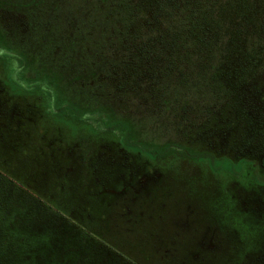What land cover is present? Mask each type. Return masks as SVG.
Instances as JSON below:
<instances>
[{
  "label": "rangeland",
  "instance_id": "obj_1",
  "mask_svg": "<svg viewBox=\"0 0 264 264\" xmlns=\"http://www.w3.org/2000/svg\"><path fill=\"white\" fill-rule=\"evenodd\" d=\"M185 5L188 18L182 27L165 26L172 16L156 9V3L135 11L134 26L120 34L122 42L132 34L137 41L133 57L141 65L136 64L135 79L122 86L115 78L126 77L127 70L118 76L110 71L104 91L99 78L93 90L71 85V91L89 103L94 101L91 91L99 99L110 97L122 115L139 125L141 137L181 141L213 156L242 159L233 175L170 156L155 164L123 147L113 133L65 121L56 113L61 105L48 109L40 93L11 89L5 80L10 64L0 61V171L77 223H100L103 237L112 240L101 242L91 261L88 247L57 237L65 244L63 252H88L86 264H264V77L255 71L263 46L264 0H186ZM252 5L255 23L248 12ZM208 22L211 29L203 27ZM168 36L174 40L167 44ZM115 37L109 31L104 37L111 39L102 50L110 67L125 44ZM178 37L184 41L182 53ZM195 37L202 41L189 43ZM59 40L66 44L68 39ZM67 55L55 58L52 68ZM30 59L41 67L50 62L41 56ZM169 72L192 91L180 89L173 99L163 90L180 81H158L163 88L154 90L155 83L143 82L154 79L153 73L165 78ZM185 97L188 103L181 101Z\"/></svg>",
  "mask_w": 264,
  "mask_h": 264
},
{
  "label": "trees",
  "instance_id": "obj_2",
  "mask_svg": "<svg viewBox=\"0 0 264 264\" xmlns=\"http://www.w3.org/2000/svg\"><path fill=\"white\" fill-rule=\"evenodd\" d=\"M155 3L156 9L164 8L167 14L169 12L172 16L170 23L163 21L165 26L173 24L182 27L187 22L188 12H184L188 8V5H185L186 0H0V61L3 65L10 64L5 77L6 82L11 89L17 91L40 93L48 109H51L52 103L55 106L61 105L62 108L56 113L58 116L66 117L65 121L69 122L68 119H72L87 124L91 131L104 129L107 133L115 134L126 148L139 150L160 159L166 154L177 153L190 157L191 153L197 152L193 148L181 146L177 141H169V139L154 141L152 135L149 138L141 137L139 125L130 117L122 115L116 102L110 97L104 96L99 99L91 91L93 95L91 99L94 101L89 103L81 99V94L78 92L72 94L71 91V85L75 88L82 87L83 90L88 86L87 89L93 90L98 84V78L99 84L102 85L98 87L104 91L108 83L106 75L110 71L111 74L115 72L118 76L119 71L127 70L126 77L115 78L122 86L135 79L139 72L137 65H141V62L136 63L138 58L133 57L137 41H132L134 40L132 34L131 38H127L126 43L122 42L120 34L123 35L127 27L134 26L138 16L135 11L142 12L141 10L154 7ZM182 12L185 13L184 16L174 20V17ZM248 12L253 16L252 21L255 23L256 14L253 5ZM244 20L250 22L249 18ZM212 25V22H208L203 27L211 29ZM208 29L206 31L210 33L212 39L214 34ZM108 31L116 36V42L125 43L122 44L124 49L116 53L118 57L114 67L108 65V58L102 54L106 42L111 40L104 39ZM56 37L58 40L59 38L68 40L63 44L61 40L55 41ZM169 40L172 42L174 39L168 36L164 41L168 44ZM179 40L181 42L179 51H181L184 41L180 38ZM246 40H249L248 36ZM262 40L260 44L263 46L256 53L261 61L255 71L256 75L264 77V38ZM190 41L191 44H197L202 38L200 40L195 37ZM122 48L116 47V51ZM64 52L69 53L68 58L63 62L58 61L57 66L52 68L56 63L55 58L63 60L61 54ZM128 54L131 56H126ZM34 56L50 60L48 66L41 67L34 63L30 59ZM189 59L192 61L193 57L188 56L187 60ZM168 65L169 69L174 68L172 63ZM153 74L154 79H143L146 85L148 82H151L150 85L152 82L155 83L153 84L155 87L152 86L153 90L163 88L160 85L163 82L169 84L180 81L178 78L181 77H173L172 75L175 74L170 72L165 78L157 77V73ZM196 78L198 79V75ZM195 80L190 79L189 82L192 84ZM158 81L162 83L156 84ZM183 84L188 85L182 78L178 84L171 86V90H163V94L176 99L180 89L192 91V86L185 87ZM193 84V87L199 84L197 86L202 88L199 82ZM195 96L201 97L198 93ZM204 98H201V101H204ZM181 101L188 103V98H182ZM159 149L162 150L161 154ZM206 161L208 167L216 171L223 169L232 171L240 166L239 163H232L225 156L206 158ZM56 210L10 181L0 171V264H82V262L86 264L87 261L83 258L87 260L88 252L82 253L76 249L74 252H63L61 246L65 244L58 241L57 237L62 238L64 235L67 236L68 243H72L73 246L88 247L90 261L91 257L96 258L93 254L99 250V247H103L104 241L112 240L103 237L99 222L77 223L67 214H61ZM114 247L117 249L116 245Z\"/></svg>",
  "mask_w": 264,
  "mask_h": 264
},
{
  "label": "flooded vegetation",
  "instance_id": "obj_3",
  "mask_svg": "<svg viewBox=\"0 0 264 264\" xmlns=\"http://www.w3.org/2000/svg\"><path fill=\"white\" fill-rule=\"evenodd\" d=\"M204 120H205V118H204ZM196 126H198V124L196 125ZM165 140H167V139H165ZM176 142V141H175ZM177 142H179L180 143V145L181 146H183V147H188V148H190L189 146H187V145H185L186 143H181V141H177ZM122 145V144H121ZM123 146V145H122ZM124 147V146H123ZM126 148V147H125ZM127 149H129V148H127ZM129 150H131V151H133V152H137V153H139V154H141V153H143V152H140L139 150H133V149H129ZM203 150V149H202ZM194 151H196L197 153H195V154H190L191 156L190 157H188V155L186 156V154L185 155H181V154H166L164 157H161V159L160 158H156V157H152V156H150V155H148V154H146V153H143L149 160H151V162H153V163H155V164H158L159 162L157 161V160H160V161H162L163 159H166L167 158V156L169 157L170 156V158L171 159H175L176 157L178 158V159H182V160H186V163L187 164H189V163H193V165H196V166H201V165H204L207 169H209L211 172H222V171H224V172H228V173H232V175L233 174H236V172H238L239 170L238 169H234V170H232V171H228V170H225V169H223V170H219V171H216V170H211L209 167H208V163H207V161H206V158H210V159H212V158H218L217 156H213L212 155V153H210L209 151H201V150H194ZM192 156H194V157H192ZM220 156H224V155H220ZM219 156V157H220ZM206 157V158H205ZM226 157V159H228L229 161H231L232 163H239V165L241 166V164L243 163V160L242 159H238V160H233V159H231V158H229V157H227V156H225ZM166 160H168V159H166ZM164 165L165 166H167V164H165L164 163ZM240 166H239V168H240ZM188 170V169H187ZM158 172L160 171H162V172H164L165 170L164 169H159V170H157ZM157 171H154V173L155 172H157ZM190 171V170H189ZM217 175V174H216ZM146 180V179H145ZM143 182V181H142ZM146 182V181H145Z\"/></svg>",
  "mask_w": 264,
  "mask_h": 264
}]
</instances>
